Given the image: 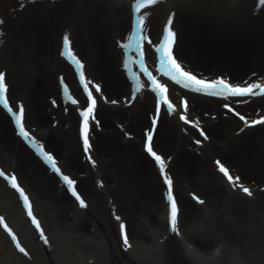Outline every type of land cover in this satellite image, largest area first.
Listing matches in <instances>:
<instances>
[{
    "label": "bare ground",
    "instance_id": "6f19581e",
    "mask_svg": "<svg viewBox=\"0 0 264 264\" xmlns=\"http://www.w3.org/2000/svg\"><path fill=\"white\" fill-rule=\"evenodd\" d=\"M165 1L151 10L149 31L158 36L167 13L176 10L179 32L175 50L187 68L200 70L204 76L222 71L236 83L264 77V5H257V0ZM125 2L0 0L5 21L0 25V70L7 69L10 97L25 103L28 125L58 156L65 172L78 179L79 190L91 203L89 211L80 215L56 178L14 136L9 118L0 110V161L33 193L35 209L52 241L49 248L37 241L15 194L0 180V213L7 215L31 252L30 260L19 257L0 231V264H210L207 252L218 245L223 247L219 264H264V193L257 189L255 201L230 193L212 165L215 157H221L242 183L264 186V150L260 146L264 126L238 136L235 131L241 124L232 115L225 116L217 101L191 96L190 113L204 122L211 138L198 155L191 142L194 131L182 134L177 119L163 115L154 143L172 159L169 166L174 184L182 187L177 193L185 240L178 244L174 238H166L163 187L141 149L154 99L144 93L130 108L124 103L101 102L98 118L102 129H94L92 140L96 168L82 162L73 110L63 114L60 108L52 109L49 99L60 96L58 75L75 82L58 55L61 33L67 31L73 35L76 53L87 64V74L103 84L109 102L128 96L129 84L120 71L121 52L116 43L128 29ZM260 108H264V98L253 108L241 110L252 113ZM212 114L217 119L205 116ZM125 133L132 138H125ZM100 180L103 188L96 187ZM184 190L197 192L206 199L205 205H194L183 195ZM114 209L129 228L133 249L127 254L119 247L116 223L110 219Z\"/></svg>",
    "mask_w": 264,
    "mask_h": 264
},
{
    "label": "snow or ice",
    "instance_id": "6c2138e0",
    "mask_svg": "<svg viewBox=\"0 0 264 264\" xmlns=\"http://www.w3.org/2000/svg\"><path fill=\"white\" fill-rule=\"evenodd\" d=\"M259 2L261 3V5H264V0H259ZM133 3L136 16V28L135 31L129 35L128 43L123 44V47L125 49H131L133 47H136L139 51L140 57L138 60H136L130 55L129 60L126 63V67L129 69V73L132 77V80L134 81V88L137 92L143 90L146 85L145 81L141 79L140 74L133 68L134 64L139 65V67L143 70V73L146 75L147 80L150 82L151 88L155 91V93L158 94L161 108L165 111H174L177 105L173 102V99L170 96L169 84L162 82V80L154 74L153 70L147 66V62L145 59L146 52L144 49V43L146 41L149 44L152 43L151 37L145 35V23L149 16V12L147 10L150 9L152 6L157 5L159 3V0H133ZM174 15L175 14L173 13V17ZM4 22L5 21L3 20V18H0V24ZM176 37L177 33L173 27V19L170 18L166 26V31L163 35V39L157 45V51L160 53L158 60L159 71L168 78H170L171 81L183 86V88L185 89H190L197 93H205L221 97L231 98L264 95V83L262 82L257 81L254 83H236L233 82L230 78H225L223 76L214 79H207L203 78L201 75L195 73L194 71L189 70L185 67L182 61L178 59L177 55L174 52ZM65 41L68 45V51L65 54L68 55L75 62L79 70L80 81L83 84L84 90H86L87 92L85 107L81 109L83 117L82 136L85 149H91L92 143L90 140V121L95 119V114L98 106L97 95L93 93V89L89 86L91 81H89L86 76L84 61H82L72 49L71 39L66 36ZM100 88L101 85L99 83H96L95 89ZM8 92L9 85L6 82V73L0 72V104H3L11 113V115L15 118V123L18 126L19 134L25 140H28L29 142H35L34 146H39L40 154L43 156V158L63 178L67 186L71 189L72 193L79 199L81 206L87 207L88 203L86 199L81 194V192L77 190V180L74 179L70 174L65 173V171L60 166L56 155H54L51 151L45 150L44 145L41 144L39 141H36V138L34 137L33 133L26 126V109L23 102L19 104L18 111L15 110L13 108V105L10 103ZM65 93L69 96L70 99L74 100L76 103H79V101L75 100V97L71 96V93L68 92L67 85H65ZM225 106L231 108V110L235 112L237 116L241 115V113L238 112L235 108H232L230 104ZM161 108H158L157 112H159ZM188 108L189 100L187 97H185L183 100L184 113H182V119L188 121V123H194V121L190 120L188 115L186 114ZM154 119L158 121L159 115L154 117ZM242 119L246 122H249L247 116H243ZM96 122L99 123V121ZM249 123H264V116H261L258 120H252ZM197 127H199V125H197ZM201 131H203V129H201ZM146 147L147 151L151 153L153 157H155L156 161L159 162V167L164 172V179L167 182L169 190L168 196L169 200L171 201V228L173 231L178 232L179 206L177 204L175 195L172 192L173 178L167 172L165 157L154 150L152 132L148 133ZM92 163L95 164L96 161L92 160ZM218 163L220 162L218 161ZM220 168L227 175V179L233 182L234 186L243 188V191L248 193L249 195L252 194V190L250 188L244 187L242 184L236 185L235 182L240 180L239 176H234L230 172V170L222 163H220ZM0 176L6 177L10 185L18 190V193L22 197L23 203L26 206L27 215L31 217V221L32 223H34L35 227L39 229L40 237L43 239V241L46 244L49 243V237L45 234V228L42 226L41 220L34 212L33 201L31 200L29 193L21 185V182L19 181L16 174H9L4 171L3 168H0ZM102 183L103 181H101V184ZM196 199L200 200V197L197 196ZM117 219H120V217H117ZM0 224H2L3 228L11 234V237L15 241V245L17 246L19 251L30 256L31 253L21 243L20 237L17 235L16 231H14L13 228L9 225L8 221L3 215H0ZM122 228L124 243L127 247L131 248L132 244L130 242L127 225L123 224Z\"/></svg>",
    "mask_w": 264,
    "mask_h": 264
},
{
    "label": "rangeland",
    "instance_id": "374dc122",
    "mask_svg": "<svg viewBox=\"0 0 264 264\" xmlns=\"http://www.w3.org/2000/svg\"><path fill=\"white\" fill-rule=\"evenodd\" d=\"M219 72H221V71H219ZM219 72H216V74L219 73ZM261 145H262V143H260V146H261Z\"/></svg>",
    "mask_w": 264,
    "mask_h": 264
}]
</instances>
